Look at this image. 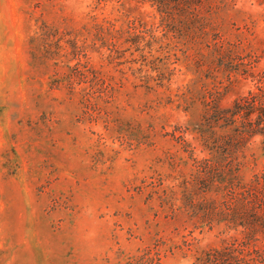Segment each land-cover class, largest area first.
I'll list each match as a JSON object with an SVG mask.
<instances>
[{
  "label": "rangeland",
  "instance_id": "obj_1",
  "mask_svg": "<svg viewBox=\"0 0 264 264\" xmlns=\"http://www.w3.org/2000/svg\"><path fill=\"white\" fill-rule=\"evenodd\" d=\"M97 1L0 0V264H196L235 233L197 210L174 223L149 192L161 188L159 174L172 162L205 166L191 160L203 156L200 149L192 154L183 142L193 141L215 98L226 111L249 93L264 96V0H204L200 29L184 46L171 43L170 81L155 78L152 92L136 70L139 52L124 40L131 25L118 3ZM121 1L158 22L150 2ZM88 14L115 23L120 40L96 41L99 51L89 43L71 52L72 70L57 67L56 45L43 46L39 25L80 30ZM107 48L118 49L111 60L102 56ZM96 70L121 84L114 104L129 128L119 134L105 130L104 114L84 107L81 89ZM189 85L196 101L188 105L180 99ZM239 127L226 131L218 152L227 153L241 183L264 179V136L239 142ZM246 239L241 258L228 264H264V232Z\"/></svg>",
  "mask_w": 264,
  "mask_h": 264
},
{
  "label": "trees",
  "instance_id": "obj_2",
  "mask_svg": "<svg viewBox=\"0 0 264 264\" xmlns=\"http://www.w3.org/2000/svg\"><path fill=\"white\" fill-rule=\"evenodd\" d=\"M203 1L136 0L138 4L150 2L159 14L158 22L155 14L137 11L121 0L115 1L118 3L115 7L116 12L131 25L130 30L125 32L124 40L130 42L139 52L140 61L136 70L141 74L140 81L148 92L153 91L154 87L150 86V82L155 81V78L159 77L161 82L170 81L167 75L170 69L166 57L169 55L171 43L176 39L184 46L190 42L189 38L194 36H190L193 29H200V10ZM100 2L97 1L95 6L100 7ZM94 10L95 7L90 12ZM160 26H162L161 30L158 29ZM120 33L121 30L116 28L112 21L106 19L103 23H98L96 16L91 14H88V23L80 30L59 31L58 28L49 27L44 23H41L37 30L45 48L52 43L56 45V52L53 54L55 65L58 67L59 63H62L61 69L68 70L73 68L69 65L72 61L71 52L77 55L79 50L86 49L89 43L92 49L99 51L101 46H98L96 41H109L115 46V42L120 40ZM79 39L81 45H78ZM67 47L70 48V52ZM117 52L118 49L111 48L108 54L102 56L111 60L113 53ZM199 54L200 51L196 50L194 53L196 60L205 63L204 59H198ZM220 54L224 55L223 52ZM208 60L209 58L207 62ZM60 70H56L54 75L60 76ZM92 73L90 78L85 77V86L81 89L84 107L93 109L101 115L104 114L105 130L119 134L124 126L129 128V123L118 117L120 108L114 104V95L118 92L116 87L121 84L114 76L104 77L103 74L99 75L98 70ZM161 85L159 84V87ZM193 92L194 89L189 85L181 94L182 99H179L189 105L196 101ZM213 102V104L216 102V105L207 107L203 112L201 123L193 128V141L183 142L192 154L200 149L199 153L203 156L193 157L191 160L205 166L188 170L185 168L188 165L187 161L181 159L172 162L166 174H159L162 177L161 188H152L148 198L149 201L157 200L164 215L174 223L182 222L180 216L184 212L191 213L189 215L191 216L195 214L193 210H197L196 215L198 211H203L204 217L210 218L212 222L214 220L219 223L225 222L226 229L235 233L225 241L222 249H212L201 259L197 257L196 264H228V261L241 258L248 244L246 238L255 232H264V179L255 176L248 183H241L234 166L225 159L227 153L222 155L216 147L219 142L229 139L226 131L234 126L239 127V124L243 125L244 129L238 135L239 142H246L247 138L256 135L264 136V96L261 93H249L247 97L237 100L233 109L226 111L218 108L217 98ZM188 131L189 128H186V133ZM230 143L232 145V141ZM208 192L220 195L221 199L207 200L204 194ZM216 203H223L226 208L219 210Z\"/></svg>",
  "mask_w": 264,
  "mask_h": 264
}]
</instances>
